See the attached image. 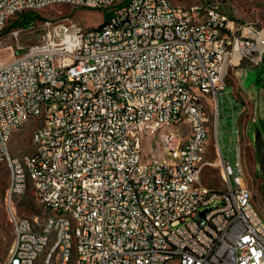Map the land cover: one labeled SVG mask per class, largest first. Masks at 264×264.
Wrapping results in <instances>:
<instances>
[{
    "label": "built area",
    "instance_id": "2783aa9c",
    "mask_svg": "<svg viewBox=\"0 0 264 264\" xmlns=\"http://www.w3.org/2000/svg\"><path fill=\"white\" fill-rule=\"evenodd\" d=\"M56 4L109 16L101 28L74 20L49 27L43 42L0 64V161L16 167L5 204L23 243L19 259L4 264H28L49 231H59V264H68L75 226L18 218L13 196L30 188L45 211L67 209L84 222L83 264H264V219L246 183L239 125L229 146L236 167L219 139L228 71L260 65L264 43L254 37L264 27L207 5L212 25L201 28L192 5L182 14L174 0H0V34L18 16ZM43 81L62 83V92L46 91ZM30 122H46L34 153L10 157L11 136ZM183 122L186 137L177 131ZM210 126L223 190L201 181L212 165ZM156 135L170 159L150 164L143 142Z\"/></svg>",
    "mask_w": 264,
    "mask_h": 264
},
{
    "label": "rangeland",
    "instance_id": "374dc122",
    "mask_svg": "<svg viewBox=\"0 0 264 264\" xmlns=\"http://www.w3.org/2000/svg\"><path fill=\"white\" fill-rule=\"evenodd\" d=\"M123 1V0H122ZM175 4L185 7L216 5L232 19L246 25L254 24L264 27V0H174ZM41 19L28 29L5 30L0 34V64L8 63L22 56L32 45L45 40L50 28L57 24L74 20L86 29H94L106 20L108 12L100 9H74L66 4H56L38 12ZM15 21V20H13ZM11 21L9 25L13 22ZM49 23V26L47 25ZM264 32V29L262 30ZM264 61V60H263ZM254 66L250 61H244L239 67L231 68L226 78V91L223 105L220 106L219 139L225 159L236 167L235 147L229 150L230 143L236 138L233 131L241 130L246 183L251 188L253 203L264 219V183L261 167L257 162L260 148L264 147V69ZM262 69V70H261ZM261 70V71H259ZM222 98L220 99L221 102ZM35 122L28 123L16 131L11 141V153L16 157L33 154L32 135ZM186 137L191 126L183 122L177 131ZM214 133L217 126H210V147L207 155V165L203 171L202 184L216 190L224 189L221 168L216 164ZM222 133V134H221ZM144 160L150 164L160 163L170 157L164 153L158 135L145 138ZM218 157V158H217ZM9 183V170L0 164V264L8 259L15 241L14 226L9 219L6 207V191ZM18 215L29 219H42L43 211L36 192L32 188L21 197L16 205ZM40 255L37 264L41 262ZM76 262V251L73 250L71 264Z\"/></svg>",
    "mask_w": 264,
    "mask_h": 264
},
{
    "label": "bare ground",
    "instance_id": "6f19581e",
    "mask_svg": "<svg viewBox=\"0 0 264 264\" xmlns=\"http://www.w3.org/2000/svg\"><path fill=\"white\" fill-rule=\"evenodd\" d=\"M182 14H189V7H182ZM193 17L199 19V25L201 28H211L212 25V16L211 12L208 9V6H192ZM189 29H196V22H189ZM264 43V32H260L257 37H254V45H262ZM43 89L51 92H62V83L52 82V81H43ZM24 102V95H14V103ZM53 112L52 104H45L43 106V114H51ZM28 123H25L24 127ZM22 127V128H24ZM35 130L32 135V141L40 135V131L46 130V122H36ZM22 128L17 129L16 131L21 130ZM14 136V135H13ZM13 136L10 139V157H16L11 153V141ZM0 164L7 166L9 170V183L8 189L6 191V202H8V193H15V174L16 167H13L11 163L6 161H0ZM36 195L39 200V204L43 211V218L41 220H52L53 223H68L69 226H75V230H69V257L68 264H71L73 250L76 251V262L75 264L85 263V251H83V245L80 238V235H85V226L84 222H77V217L75 215L67 216V209H60L58 211H45L42 204V195L40 192H36ZM24 196L23 194H16L13 196V205L19 203V199ZM18 218H21L26 223H35V219H29L26 217H21L18 215ZM40 220V219H39ZM29 232H37V224L29 225ZM60 242L59 231H49L47 239L44 241L43 245L40 248L36 249L35 256L33 259H30L28 264H37V261L40 255H43V258L39 264H59L60 251H56ZM23 251V243L16 242V237L14 241L13 248L10 252L8 259H19L20 254ZM164 264H174V263H164ZM176 264H183V262H176Z\"/></svg>",
    "mask_w": 264,
    "mask_h": 264
},
{
    "label": "trees",
    "instance_id": "16d2710c",
    "mask_svg": "<svg viewBox=\"0 0 264 264\" xmlns=\"http://www.w3.org/2000/svg\"><path fill=\"white\" fill-rule=\"evenodd\" d=\"M125 2H128V0H124V3ZM108 16L109 15L106 16V19L108 18ZM40 19H41V15L39 13L22 14V15L18 16V18L15 21H13L10 25L8 24L5 31L10 32L13 29H22V30L28 29L29 27L33 26V24H35ZM103 25H104V22L102 24H100L97 28H101ZM263 60H264V57H263L262 61ZM262 67L264 69V61H263ZM261 70H259V71H261ZM257 162L261 167V171L263 174V183H264V147L262 149L260 148L259 155L257 157Z\"/></svg>",
    "mask_w": 264,
    "mask_h": 264
},
{
    "label": "crops",
    "instance_id": "0c3cea01",
    "mask_svg": "<svg viewBox=\"0 0 264 264\" xmlns=\"http://www.w3.org/2000/svg\"><path fill=\"white\" fill-rule=\"evenodd\" d=\"M202 176H203V175H202ZM18 201H20V199H19Z\"/></svg>",
    "mask_w": 264,
    "mask_h": 264
}]
</instances>
